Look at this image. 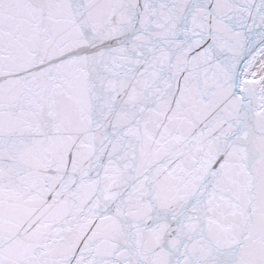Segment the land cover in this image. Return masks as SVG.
Wrapping results in <instances>:
<instances>
[{"label": "snow or ice", "instance_id": "1", "mask_svg": "<svg viewBox=\"0 0 264 264\" xmlns=\"http://www.w3.org/2000/svg\"><path fill=\"white\" fill-rule=\"evenodd\" d=\"M0 264H264V0H0Z\"/></svg>", "mask_w": 264, "mask_h": 264}]
</instances>
